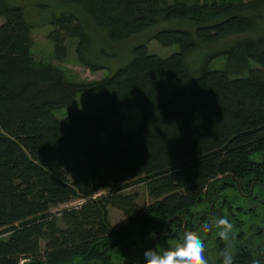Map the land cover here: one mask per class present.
Returning a JSON list of instances; mask_svg holds the SVG:
<instances>
[{
    "label": "trees",
    "instance_id": "1",
    "mask_svg": "<svg viewBox=\"0 0 264 264\" xmlns=\"http://www.w3.org/2000/svg\"><path fill=\"white\" fill-rule=\"evenodd\" d=\"M38 2L59 11L49 21L59 63L68 40L92 73L109 46L141 42L114 74L70 81L34 59L39 27L25 8L0 0V264H117V249L133 264L131 250L158 237L135 250L145 264L147 249L213 216L235 226L234 264H264V0ZM153 41L179 51L152 54ZM81 93L87 114L54 116ZM137 108L139 127L124 131ZM133 183L151 204L122 194ZM111 208L127 217L118 228ZM201 235L214 245L209 264H221L224 242Z\"/></svg>",
    "mask_w": 264,
    "mask_h": 264
},
{
    "label": "rangeland",
    "instance_id": "2",
    "mask_svg": "<svg viewBox=\"0 0 264 264\" xmlns=\"http://www.w3.org/2000/svg\"><path fill=\"white\" fill-rule=\"evenodd\" d=\"M173 1V0H170ZM248 1V0H246ZM7 2L12 6H22L25 8L27 13V18L30 22L36 24V27H39L33 31V49H32V55L34 59L39 63H45V64H52L54 67L61 69L64 71L67 75V78L70 81H81V82H92L97 81L103 78H106L112 74H114L120 67L125 65L131 58L130 52L131 50L137 46L141 40L134 39L130 40V42H127L126 44L122 45V47L116 45V46H109L108 53L112 56L107 57L106 59H103L100 61V63L105 66V69L97 72L92 73L87 68L83 67L79 62L77 58V52H76V41H67V47H68V59L67 61L63 63H59L55 60L54 55V46L51 40L49 39V34L53 30V26L50 24V19L52 18L53 14H57L58 12L52 11V7H47L46 9H43L41 5H47V2L42 3L38 2L36 3V0H7ZM31 5L28 7L21 5ZM3 22V19H0V23ZM137 41V42H136ZM148 50L152 54H157L161 57H168L174 53H177L179 51V46L174 45L170 47H164L161 46L157 42H150L148 43ZM204 56L203 52H199L198 54H195L193 56V62H197L199 59H201ZM224 59L217 60L213 66L212 69H222L224 66ZM74 110L80 111L84 114H87V96L85 93H81L78 95L77 99L75 100L72 107L63 108L60 110H56L53 112L54 116L58 119H65L68 117ZM127 120L123 123L122 129L124 131H135L142 119V113L140 109H134L132 111H127ZM123 195H132L136 196L137 200L136 203L139 206L145 205V204H151L153 202V199L150 197L147 187L143 184H132L129 187L123 189L122 191ZM107 193L102 192V194ZM86 199L74 202L73 204L69 206H64L63 208H70V207H77L82 205L83 202H85ZM248 202L245 203V207H248ZM127 219L126 215L117 209H110V222L115 227H120L122 223ZM255 220V219H254ZM255 222V221H254ZM246 230V228H245ZM202 238L206 241L207 244V258L209 262L214 261V248H213V242L207 239V236L201 235ZM171 246V245H170ZM169 245H163L159 250L163 251L170 247ZM113 260L117 264H123V261H126L127 259L124 258V256L121 254L120 250L117 249L112 253ZM136 257V256H135ZM139 258H136L137 264L139 263Z\"/></svg>",
    "mask_w": 264,
    "mask_h": 264
},
{
    "label": "clouds",
    "instance_id": "3",
    "mask_svg": "<svg viewBox=\"0 0 264 264\" xmlns=\"http://www.w3.org/2000/svg\"><path fill=\"white\" fill-rule=\"evenodd\" d=\"M202 232H216L224 242L219 251L221 264H234L235 257V226L227 217L213 216L204 222L197 231L186 230L179 242L161 251L149 248L143 253L145 264H209L207 244ZM253 264H260L255 260Z\"/></svg>",
    "mask_w": 264,
    "mask_h": 264
},
{
    "label": "water",
    "instance_id": "4",
    "mask_svg": "<svg viewBox=\"0 0 264 264\" xmlns=\"http://www.w3.org/2000/svg\"><path fill=\"white\" fill-rule=\"evenodd\" d=\"M158 237H156L155 239H153L147 246L145 247H142V248H137V249H133L131 250L130 252V259L133 260L135 259V250H138V251H144L149 245H152L154 244L156 241H157ZM139 258V263L138 264H142V258L141 257H138Z\"/></svg>",
    "mask_w": 264,
    "mask_h": 264
},
{
    "label": "flooded vegetation",
    "instance_id": "5",
    "mask_svg": "<svg viewBox=\"0 0 264 264\" xmlns=\"http://www.w3.org/2000/svg\"><path fill=\"white\" fill-rule=\"evenodd\" d=\"M135 256H136V257H135V259H133V261H132V262H133V264H137V262H136V258H138V256H139V255H138V254H136Z\"/></svg>",
    "mask_w": 264,
    "mask_h": 264
}]
</instances>
